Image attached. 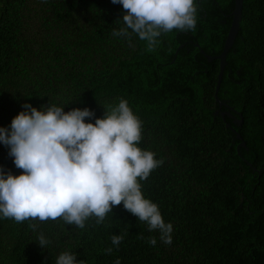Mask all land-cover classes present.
<instances>
[{
    "label": "trees",
    "instance_id": "trees-1",
    "mask_svg": "<svg viewBox=\"0 0 264 264\" xmlns=\"http://www.w3.org/2000/svg\"><path fill=\"white\" fill-rule=\"evenodd\" d=\"M196 4L195 30L162 34L149 52L134 33L112 35L126 12L111 0H0V128L25 104L87 108L94 124L126 100L142 121L138 147L163 161L142 193L173 225L166 245L123 203L83 229L0 216V264H56L63 252L77 264H264V0H244L218 93L209 58L224 51L235 0ZM9 152L0 143V169L23 174Z\"/></svg>",
    "mask_w": 264,
    "mask_h": 264
},
{
    "label": "clouds",
    "instance_id": "clouds-1",
    "mask_svg": "<svg viewBox=\"0 0 264 264\" xmlns=\"http://www.w3.org/2000/svg\"><path fill=\"white\" fill-rule=\"evenodd\" d=\"M46 2V0H45ZM122 5L125 27L113 36L131 40L136 34L154 51L159 37L172 31H194L197 23L196 0H111ZM131 30V33L129 32ZM11 122L10 131L0 128V143L9 147L16 168L23 174L13 176L0 169V216L17 223L26 220H62L65 225L85 228L95 218L102 224L114 206L124 208L159 231L160 240L172 243L173 225L165 223L158 205L144 198L140 181L163 164L155 153L142 150V121L134 115L126 100L106 110L95 123L93 111L49 104L37 110L29 104ZM35 231L36 225L30 224ZM38 245L45 248L50 241L41 233ZM123 235H113L116 248ZM155 246L154 237L148 241ZM113 248H107L111 254ZM56 264H77L76 254L61 253ZM80 264H84L83 261ZM115 264H121L117 259Z\"/></svg>",
    "mask_w": 264,
    "mask_h": 264
},
{
    "label": "water",
    "instance_id": "water-1",
    "mask_svg": "<svg viewBox=\"0 0 264 264\" xmlns=\"http://www.w3.org/2000/svg\"><path fill=\"white\" fill-rule=\"evenodd\" d=\"M243 4H244V0H235V10L233 12V22H232V26H231V29H230V32H229L223 53L219 57H216V58L210 57L209 58L210 60H214V59L220 60L221 72L219 75V85H218L217 93L219 92V88H220V85H221V82H222V79L224 76L225 68L227 66V55H228L229 51L231 50V48L233 47V45L237 39V36L239 34V31H240V23L242 21ZM218 102H220L221 106L225 105L223 102L219 101V99H218ZM241 123L242 122L240 121V124ZM239 139L241 140L242 138L239 136ZM242 147L246 148L245 143L242 144Z\"/></svg>",
    "mask_w": 264,
    "mask_h": 264
}]
</instances>
